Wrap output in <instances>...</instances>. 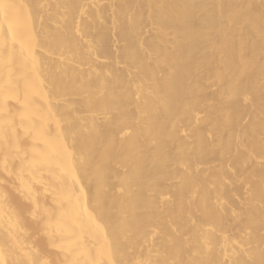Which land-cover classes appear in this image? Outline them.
Instances as JSON below:
<instances>
[{
	"label": "bare ground",
	"instance_id": "6f19581e",
	"mask_svg": "<svg viewBox=\"0 0 264 264\" xmlns=\"http://www.w3.org/2000/svg\"><path fill=\"white\" fill-rule=\"evenodd\" d=\"M0 264H264V0H0Z\"/></svg>",
	"mask_w": 264,
	"mask_h": 264
}]
</instances>
